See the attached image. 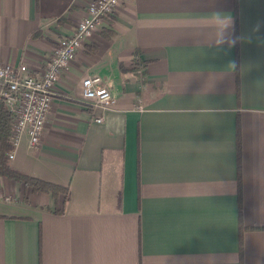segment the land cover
Wrapping results in <instances>:
<instances>
[{
    "label": "crops",
    "instance_id": "1",
    "mask_svg": "<svg viewBox=\"0 0 264 264\" xmlns=\"http://www.w3.org/2000/svg\"><path fill=\"white\" fill-rule=\"evenodd\" d=\"M89 1L0 0V62L38 73ZM55 92L9 162L68 190L0 176V264H264V0H118Z\"/></svg>",
    "mask_w": 264,
    "mask_h": 264
},
{
    "label": "built area",
    "instance_id": "2",
    "mask_svg": "<svg viewBox=\"0 0 264 264\" xmlns=\"http://www.w3.org/2000/svg\"><path fill=\"white\" fill-rule=\"evenodd\" d=\"M118 0H90L85 15L71 34L57 39L53 52L44 67L33 73L24 63L0 62V108L10 117L7 159L13 158L21 134L27 135L30 148L39 146L52 101L56 96L55 83L60 74L76 63L77 52L93 34L111 24ZM80 102L93 114L112 102L110 89L99 76H86L81 81ZM101 122V116L94 118Z\"/></svg>",
    "mask_w": 264,
    "mask_h": 264
},
{
    "label": "trees",
    "instance_id": "3",
    "mask_svg": "<svg viewBox=\"0 0 264 264\" xmlns=\"http://www.w3.org/2000/svg\"><path fill=\"white\" fill-rule=\"evenodd\" d=\"M10 117L8 113L0 108V176H6L16 182L23 183L32 192L49 193L57 198L59 193H67L68 187L46 181L13 168L7 159V153L12 150L9 143Z\"/></svg>",
    "mask_w": 264,
    "mask_h": 264
}]
</instances>
